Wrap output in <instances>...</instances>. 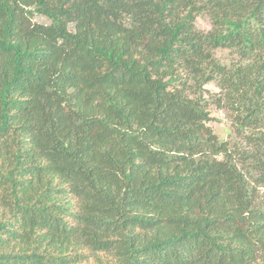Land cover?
<instances>
[{
	"label": "trees",
	"instance_id": "trees-1",
	"mask_svg": "<svg viewBox=\"0 0 264 264\" xmlns=\"http://www.w3.org/2000/svg\"><path fill=\"white\" fill-rule=\"evenodd\" d=\"M0 264H264V0H0Z\"/></svg>",
	"mask_w": 264,
	"mask_h": 264
},
{
	"label": "rangeland",
	"instance_id": "rangeland-1",
	"mask_svg": "<svg viewBox=\"0 0 264 264\" xmlns=\"http://www.w3.org/2000/svg\"><path fill=\"white\" fill-rule=\"evenodd\" d=\"M35 21H37L38 23H49V21L46 18L41 16H37L35 18ZM197 26L199 29L203 31H210L212 27L210 19L207 15H201L200 17H198ZM205 89L207 92L205 95L209 101L212 95L215 96L220 91L217 86V83H210L209 85L206 86ZM210 110L212 113V117H214V120L211 123V125L213 126L215 133L220 137L221 140L228 141L233 139L234 136H233L232 125L228 118L227 112L225 110L218 108L215 102H213V100H211L210 102Z\"/></svg>",
	"mask_w": 264,
	"mask_h": 264
}]
</instances>
